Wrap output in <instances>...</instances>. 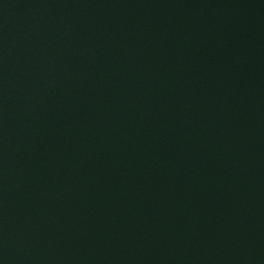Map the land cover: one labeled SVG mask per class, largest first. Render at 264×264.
I'll list each match as a JSON object with an SVG mask.
<instances>
[{
    "label": "water",
    "instance_id": "obj_1",
    "mask_svg": "<svg viewBox=\"0 0 264 264\" xmlns=\"http://www.w3.org/2000/svg\"><path fill=\"white\" fill-rule=\"evenodd\" d=\"M0 264H264V0H0Z\"/></svg>",
    "mask_w": 264,
    "mask_h": 264
}]
</instances>
